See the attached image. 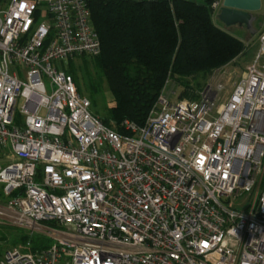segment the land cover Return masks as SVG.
Instances as JSON below:
<instances>
[{
  "label": "built area",
  "instance_id": "obj_1",
  "mask_svg": "<svg viewBox=\"0 0 264 264\" xmlns=\"http://www.w3.org/2000/svg\"><path fill=\"white\" fill-rule=\"evenodd\" d=\"M258 44L228 97L218 76L173 101L168 79L119 133L64 64L101 53L89 0L0 7V226L32 239L0 264H264V26Z\"/></svg>",
  "mask_w": 264,
  "mask_h": 264
},
{
  "label": "trees",
  "instance_id": "obj_2",
  "mask_svg": "<svg viewBox=\"0 0 264 264\" xmlns=\"http://www.w3.org/2000/svg\"><path fill=\"white\" fill-rule=\"evenodd\" d=\"M216 1L89 0L102 44L96 66L114 97L110 118L102 119L107 127L123 133L125 120L144 125L168 79L189 88L184 80L208 75L246 53L243 40L215 25ZM183 97H189L186 91ZM48 245L41 237L33 240L34 250Z\"/></svg>",
  "mask_w": 264,
  "mask_h": 264
},
{
  "label": "rangeland",
  "instance_id": "obj_3",
  "mask_svg": "<svg viewBox=\"0 0 264 264\" xmlns=\"http://www.w3.org/2000/svg\"><path fill=\"white\" fill-rule=\"evenodd\" d=\"M262 2V10L255 14L256 30H260V28L264 26V0H262ZM6 3L7 2L2 3L0 7L6 5ZM219 13L218 10L213 16L215 25L243 40L247 44L246 53L227 66L222 67L223 69L214 70L212 73L201 75L196 79L184 80V82H187L189 88L185 87L183 82L178 80V78L171 77L169 84L165 88V94L169 95L175 90L176 95L171 96L173 101H176L177 97H181L184 91L188 93V96L195 97L196 93L199 92L211 78H218V76L220 77L219 81L225 86V95L228 97L233 91L234 84L244 77L246 67L250 64V60L256 55L259 46L258 38L256 37L258 34L256 33L255 37L252 36L245 27H226L220 21ZM96 60L97 57H80L71 60L70 63L69 61H65L64 64L66 65L67 71L69 70L73 74L81 94L91 101V113L102 119H108L110 118L109 109L114 105V97L103 71L96 66ZM21 106L22 101L19 102L18 110L21 109ZM25 237L26 232L22 229L0 226V244L3 252L32 240L26 237V241H23Z\"/></svg>",
  "mask_w": 264,
  "mask_h": 264
},
{
  "label": "water",
  "instance_id": "obj_4",
  "mask_svg": "<svg viewBox=\"0 0 264 264\" xmlns=\"http://www.w3.org/2000/svg\"><path fill=\"white\" fill-rule=\"evenodd\" d=\"M263 7L262 0H223L219 19L226 27H245L255 36V14Z\"/></svg>",
  "mask_w": 264,
  "mask_h": 264
},
{
  "label": "crops",
  "instance_id": "obj_5",
  "mask_svg": "<svg viewBox=\"0 0 264 264\" xmlns=\"http://www.w3.org/2000/svg\"><path fill=\"white\" fill-rule=\"evenodd\" d=\"M261 29V28H260ZM258 32H259V30H257V34H258ZM258 36V35H257ZM258 38V37H257ZM258 40V39H257ZM254 57H255V55H254ZM254 57L250 60V62L249 63H251L252 61H253V59H254ZM248 66V65H247Z\"/></svg>",
  "mask_w": 264,
  "mask_h": 264
}]
</instances>
